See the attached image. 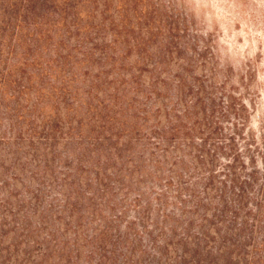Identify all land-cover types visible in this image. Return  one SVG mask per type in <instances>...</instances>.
<instances>
[{
    "label": "rangeland",
    "instance_id": "rangeland-1",
    "mask_svg": "<svg viewBox=\"0 0 264 264\" xmlns=\"http://www.w3.org/2000/svg\"><path fill=\"white\" fill-rule=\"evenodd\" d=\"M233 125L264 134V0H0V264H264Z\"/></svg>",
    "mask_w": 264,
    "mask_h": 264
},
{
    "label": "trees",
    "instance_id": "trees-1",
    "mask_svg": "<svg viewBox=\"0 0 264 264\" xmlns=\"http://www.w3.org/2000/svg\"><path fill=\"white\" fill-rule=\"evenodd\" d=\"M244 103V102H243ZM243 106V104L241 103ZM242 125V124H241ZM231 132L241 138L243 152L248 151V147L253 146L256 148L254 154H246L243 156L233 153L229 160L227 161L229 178L228 182L230 184L229 190H238V193L235 194L237 209L243 214L249 209L244 203L246 193L244 191L247 187L252 186L253 184L257 185V190H263L264 188V134L262 129L257 131V133L252 132L250 127L247 125L241 129L238 125H233ZM245 136H243L244 134ZM226 140V146L228 150L233 151L234 143L231 135L228 133L224 137ZM253 155V156H252ZM248 163H251L250 166L246 167ZM242 168L241 174L237 173L238 169ZM236 171V172H235ZM222 186H225L224 184ZM225 188V187H224ZM234 194V192L232 191ZM218 203L220 204V213H225L227 207L223 199L218 196ZM253 208L257 211L261 210V205L256 206L254 204ZM243 224V223H242Z\"/></svg>",
    "mask_w": 264,
    "mask_h": 264
}]
</instances>
